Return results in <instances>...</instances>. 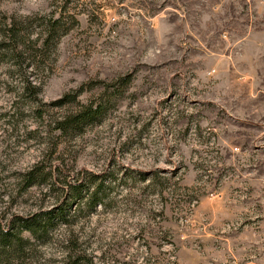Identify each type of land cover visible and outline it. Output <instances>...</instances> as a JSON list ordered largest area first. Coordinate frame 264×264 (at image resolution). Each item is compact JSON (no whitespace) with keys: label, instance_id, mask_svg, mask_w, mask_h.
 Masks as SVG:
<instances>
[{"label":"rangeland","instance_id":"374dc122","mask_svg":"<svg viewBox=\"0 0 264 264\" xmlns=\"http://www.w3.org/2000/svg\"><path fill=\"white\" fill-rule=\"evenodd\" d=\"M58 206L23 264H264V0H0V222Z\"/></svg>","mask_w":264,"mask_h":264},{"label":"trees","instance_id":"16d2710c","mask_svg":"<svg viewBox=\"0 0 264 264\" xmlns=\"http://www.w3.org/2000/svg\"><path fill=\"white\" fill-rule=\"evenodd\" d=\"M49 33H54L56 29V22L49 23ZM11 30H9L10 32ZM123 84V85H122ZM124 83H120L117 87L108 90L104 95L95 99L89 100L85 104H81L79 110L74 112L56 122L55 131L65 132L68 130H81L88 124H91L100 118L101 113L105 109V105L120 97L119 90L123 88ZM107 91H110L109 93ZM80 95V92L76 97ZM105 96V97H104ZM47 177V174L37 167H33L30 171L25 173L22 177V182L25 187H31L43 181ZM93 185L91 193L85 198L83 195L88 191V185ZM86 187L80 184L71 187L68 186L69 192L72 199L79 200V211L83 210L86 213H92L100 203L98 195L102 191V182L98 177H93L89 181ZM83 201V202H82ZM66 212L64 208L58 206L55 210L46 212L45 214H37L30 218H22L19 216H12L6 220L4 224L0 222V264H23L26 260L25 251L26 247H34L36 242L43 243L46 237L47 231L55 227V222H64ZM63 224V223H61ZM27 235L28 238H23L22 235ZM32 250V249H31ZM83 252L74 249L73 247H66L63 252L62 264H80L83 263L84 256Z\"/></svg>","mask_w":264,"mask_h":264}]
</instances>
